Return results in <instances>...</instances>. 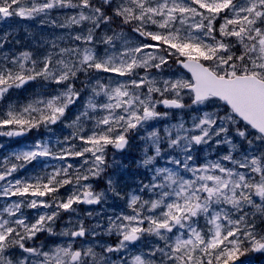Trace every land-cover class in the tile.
<instances>
[{"label": "snow or ice", "instance_id": "snow-or-ice-1", "mask_svg": "<svg viewBox=\"0 0 264 264\" xmlns=\"http://www.w3.org/2000/svg\"><path fill=\"white\" fill-rule=\"evenodd\" d=\"M13 17L67 31L0 34V137L32 136L0 155V264L264 258V0H0ZM137 139V187L94 191ZM111 198L127 211L88 225Z\"/></svg>", "mask_w": 264, "mask_h": 264}, {"label": "rangeland", "instance_id": "rangeland-1", "mask_svg": "<svg viewBox=\"0 0 264 264\" xmlns=\"http://www.w3.org/2000/svg\"><path fill=\"white\" fill-rule=\"evenodd\" d=\"M13 18H16V17H13ZM19 18V17H18ZM31 23H29V22H26V24L27 25H24L23 24V31H29V33H33V35H34V37H35V39L36 40H42L43 38H47V39H56V37L57 36H60V35H63L67 30H65V29H60L59 28V30L57 31V32H50V30H49V26H47V25H40L39 24V21L38 20H29ZM14 23V21H11V22H3V21H0V34H3L5 31H7V32H12V30H11V27H12V24ZM40 25V26H39ZM41 29H43V31H41ZM30 38V42L28 43V44H26V43H23L22 41H21V44H19L20 45V47H16V45H15V48L16 49H18V50H20V51H24V50H32L33 48L32 47H26V45H32V38L31 37H29ZM10 47V46H9ZM36 91V90H35ZM184 119H186V116L184 117ZM190 119H191V117H190ZM189 119V120H190ZM176 120L178 121V117L176 118ZM177 121H175L173 118L172 119H170V123H177ZM70 129H68V131H69ZM209 159H211V158H209ZM160 166V165H159ZM150 178V177H149ZM136 181L137 180H128V179H125V182L127 183V185H129L128 187H126V188H123L124 186H125V184H123L122 185V188L125 190V191H131V188L129 189V187L130 186H137V184L136 185H134V183H136ZM122 202H124V201H121V200H119V203L121 204ZM111 204H112V202H111V199H108L106 202H103V207H109L110 208V206H111ZM120 211V209L118 210V212ZM98 213H99V216H102L103 215V213L104 214H106L105 213V211L102 209V210H100V211H98ZM73 215H75V214H73ZM107 217L108 216H106L105 218L103 217V218H99V219H97V221H99V222H101V224H103V225H107V221L106 222H104L103 220L104 219H106L107 220ZM85 219L86 220H92V218H88V217H85ZM96 221V222H97ZM95 222V223H96ZM94 223V224H95ZM92 225V224H91ZM110 240V241H109ZM105 241H108L109 243H115L116 241H114V240H111V239H108V238H106V240Z\"/></svg>", "mask_w": 264, "mask_h": 264}, {"label": "trees", "instance_id": "trees-1", "mask_svg": "<svg viewBox=\"0 0 264 264\" xmlns=\"http://www.w3.org/2000/svg\"><path fill=\"white\" fill-rule=\"evenodd\" d=\"M25 100H26V96L24 95V98L22 99V102H25ZM63 191V190H62ZM257 262L258 263H261V264H264V258H259L258 260H257Z\"/></svg>", "mask_w": 264, "mask_h": 264}]
</instances>
